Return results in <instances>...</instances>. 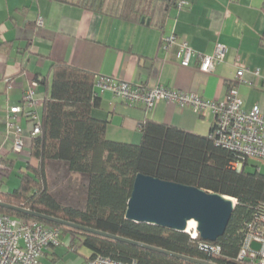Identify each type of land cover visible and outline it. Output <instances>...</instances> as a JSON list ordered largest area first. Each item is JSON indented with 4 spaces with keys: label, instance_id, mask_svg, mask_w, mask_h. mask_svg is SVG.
I'll list each match as a JSON object with an SVG mask.
<instances>
[{
    "label": "trees",
    "instance_id": "trees-1",
    "mask_svg": "<svg viewBox=\"0 0 264 264\" xmlns=\"http://www.w3.org/2000/svg\"><path fill=\"white\" fill-rule=\"evenodd\" d=\"M55 1L126 21L141 22L144 18L148 23L159 25L173 0ZM35 80L45 86L49 84L39 112L40 131L31 137L24 166L18 170L17 187L11 191L0 190L1 202L177 254L218 264H249L238 262L235 256L248 222L264 205V171L256 163L248 170L250 159L217 144L212 137L214 124L208 135H198L147 118L140 124L138 143L114 141L106 136L107 121L92 113L99 97L92 72L53 60L50 79L44 76L35 77ZM238 159L244 163L240 171L233 166ZM0 162L4 165L0 171L7 172L11 168L10 162L3 157ZM53 162L83 178V208L64 204L51 192L47 167ZM138 173L235 198L236 204L224 234L212 242L220 246V251L209 253L201 249L200 243L204 240L199 235L192 237L185 231L126 219L127 202ZM0 212L58 227L62 237L71 240V244L77 240L89 251L87 259L102 255L125 262L135 260L137 264H194L17 210L0 206Z\"/></svg>",
    "mask_w": 264,
    "mask_h": 264
},
{
    "label": "crops",
    "instance_id": "crops-1",
    "mask_svg": "<svg viewBox=\"0 0 264 264\" xmlns=\"http://www.w3.org/2000/svg\"><path fill=\"white\" fill-rule=\"evenodd\" d=\"M39 15L42 26L36 24ZM171 33L199 54L210 55L216 43H221L225 55L212 73L198 69L196 56L190 66L183 67L175 57L176 48L162 46V37ZM53 60L86 69L95 78L112 76L144 87L162 85L213 100L223 99L227 88L236 85L243 108L258 105L264 113V0H173L159 25L126 21L55 0H0V157L11 166L23 159L15 171L17 177L28 155L31 125L22 114L15 118L26 152L14 154L7 113L22 102L24 91L34 81L35 97L42 104L49 84L45 86L35 77L50 79ZM238 70H243L239 81ZM92 113L107 121V138L129 143L140 141L139 127L147 118L198 135H208L214 124L209 110L196 113L165 100L146 110L110 91L99 93ZM61 245L45 250L40 264H67L59 259ZM79 255L74 264L84 263L89 251L81 249Z\"/></svg>",
    "mask_w": 264,
    "mask_h": 264
},
{
    "label": "built area",
    "instance_id": "built-area-1",
    "mask_svg": "<svg viewBox=\"0 0 264 264\" xmlns=\"http://www.w3.org/2000/svg\"><path fill=\"white\" fill-rule=\"evenodd\" d=\"M36 24L43 25V18L40 15L37 16ZM161 42L163 48H176L175 57L183 67L190 66L191 59L196 56L198 69L205 73H212L215 65L220 63L225 55V46L221 43H216L212 54H199L173 33L163 36ZM253 73L259 74L257 70H254ZM242 74L243 70L237 71L238 81ZM35 86L36 82L34 81L24 91L22 102L11 106L7 113V133L13 130L11 149L17 155L26 152L21 127L15 121L17 115L22 114L28 119L31 125V137L40 131L38 108L41 101L35 97ZM94 87L98 93L110 91L122 101L130 105H143L146 110H151L160 100L176 103L180 107H188L196 113L209 110L214 115L212 137L217 144L240 153L244 159H256L264 162V113L258 105H253L249 109L243 108V100L236 85L228 87L225 97L220 100L204 98L194 92L173 90L162 85L144 87L112 76L95 78ZM233 166L237 171H240L244 167L243 160H236ZM0 169H4L1 162ZM233 202L236 204L235 198H233ZM187 233L192 237L198 235L195 229L192 232L187 231ZM61 240V230L56 226H49L36 220H24L0 212V264H40V258L45 250L61 245ZM253 242L259 243L258 249L252 247ZM66 246L68 248L72 246L71 240L66 241ZM200 248L209 253L220 251L218 244L207 241L200 243ZM235 259L238 262H248L249 264H264V205L248 222ZM82 264L137 263L135 260L125 262L97 255L86 259Z\"/></svg>",
    "mask_w": 264,
    "mask_h": 264
},
{
    "label": "water",
    "instance_id": "water-1",
    "mask_svg": "<svg viewBox=\"0 0 264 264\" xmlns=\"http://www.w3.org/2000/svg\"><path fill=\"white\" fill-rule=\"evenodd\" d=\"M141 22L148 23L149 20L142 18ZM0 206L17 210L39 219L156 250L190 263L218 264L210 260L189 257L114 236L26 208L12 206L1 201ZM234 207L235 204L232 197L221 193L208 192L196 186L162 180L154 176L138 173L133 181L132 191L125 210V218L185 232L187 231L188 221L194 220L196 222L195 230L199 237L204 241L214 242L224 234ZM252 247L258 249L259 243L253 242Z\"/></svg>",
    "mask_w": 264,
    "mask_h": 264
},
{
    "label": "rangeland",
    "instance_id": "rangeland-1",
    "mask_svg": "<svg viewBox=\"0 0 264 264\" xmlns=\"http://www.w3.org/2000/svg\"><path fill=\"white\" fill-rule=\"evenodd\" d=\"M21 158H18L14 165L7 172L0 171V187L4 190L10 188L11 190L18 185L19 178L16 175L18 163L21 162ZM259 164L264 169V164L255 159H250L247 166L248 170L253 169L251 164ZM47 177L49 182V188L51 192L60 199L61 202L67 205L83 208L85 205V187L83 178L77 174L65 170V167L60 163H50L47 167ZM13 182V183H12ZM63 245L58 247L59 259L65 263L74 264L81 257L79 251L85 247L80 246L78 241L72 242V246L68 248L66 246L67 237L63 236Z\"/></svg>",
    "mask_w": 264,
    "mask_h": 264
},
{
    "label": "bare ground",
    "instance_id": "bare-ground-1",
    "mask_svg": "<svg viewBox=\"0 0 264 264\" xmlns=\"http://www.w3.org/2000/svg\"><path fill=\"white\" fill-rule=\"evenodd\" d=\"M194 229H196V222L194 220H189L186 230L192 232Z\"/></svg>",
    "mask_w": 264,
    "mask_h": 264
},
{
    "label": "clouds",
    "instance_id": "clouds-1",
    "mask_svg": "<svg viewBox=\"0 0 264 264\" xmlns=\"http://www.w3.org/2000/svg\"><path fill=\"white\" fill-rule=\"evenodd\" d=\"M233 199V198H232ZM187 232V231H186Z\"/></svg>",
    "mask_w": 264,
    "mask_h": 264
}]
</instances>
